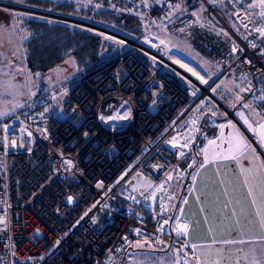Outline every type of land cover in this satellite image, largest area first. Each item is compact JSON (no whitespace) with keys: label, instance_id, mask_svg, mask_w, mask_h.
Here are the masks:
<instances>
[{"label":"built area","instance_id":"obj_1","mask_svg":"<svg viewBox=\"0 0 264 264\" xmlns=\"http://www.w3.org/2000/svg\"><path fill=\"white\" fill-rule=\"evenodd\" d=\"M202 1L212 21L231 24L217 5L223 0H180L162 25L176 32L197 22ZM227 1L245 33L232 26L238 49L227 51L211 79L170 59L157 26L118 34L122 51L64 87L63 102L0 118V264H112L141 236H168L179 253L195 254L186 220L175 211L172 223L167 213L169 183L194 159L189 116L206 98L235 116L215 93L229 72L262 71L264 89L262 0H253L256 13ZM128 104L132 118L112 129L106 116L117 119ZM99 211L106 220L96 226Z\"/></svg>","mask_w":264,"mask_h":264},{"label":"crops","instance_id":"obj_2","mask_svg":"<svg viewBox=\"0 0 264 264\" xmlns=\"http://www.w3.org/2000/svg\"><path fill=\"white\" fill-rule=\"evenodd\" d=\"M219 3L223 9V1ZM262 3L264 6V0ZM242 6L257 12L253 0ZM168 32L176 54L185 55L189 66L198 64L209 73L222 66L194 50L189 36ZM252 85L247 74L230 72L222 79L216 88L227 99L221 100L234 108L235 116H225L220 110L224 119L217 133L206 139L201 159L169 183L167 213L172 223L175 211L186 220V238L195 254L179 253L168 236H141L112 264H264V109ZM208 100L189 116L187 136L189 128H197L196 120L203 111L216 110Z\"/></svg>","mask_w":264,"mask_h":264},{"label":"trees","instance_id":"obj_3","mask_svg":"<svg viewBox=\"0 0 264 264\" xmlns=\"http://www.w3.org/2000/svg\"><path fill=\"white\" fill-rule=\"evenodd\" d=\"M235 1L242 6L251 0ZM26 4L108 25L111 29L134 37L145 33L147 28L157 27L159 23L176 14L181 6L180 0H26ZM223 10L231 25L239 33L242 32L232 16V6L227 0H223ZM15 18L20 28L25 31L22 46L26 65L31 71L49 70L70 55L92 70L122 51V48H119L110 57L103 58L104 51L113 46V40L102 32L78 23L27 12H17ZM186 29L194 50L224 65L227 51L231 44L236 42L228 29L212 21L207 14L178 32L184 34ZM261 43L264 44V35ZM247 75L253 79L252 88L260 94L259 105L264 109V89L260 86L263 72L256 71ZM76 78L77 76L70 77L71 81ZM215 93L220 99L227 100L224 95H220L217 88ZM52 100L51 93H42L40 97L23 106L24 108H19V112L27 116L28 112L38 110ZM213 106L216 110L203 111L200 119L196 120L197 128L188 130V136L192 139L191 150L194 159L186 172L201 159V148L206 139L217 133L219 123L224 119L217 105Z\"/></svg>","mask_w":264,"mask_h":264},{"label":"rangeland","instance_id":"obj_4","mask_svg":"<svg viewBox=\"0 0 264 264\" xmlns=\"http://www.w3.org/2000/svg\"><path fill=\"white\" fill-rule=\"evenodd\" d=\"M19 5L37 8L26 4V0H0V118L13 113L21 114L19 110L24 108L23 106L31 102L32 99L40 97V95L45 92L52 94V92L57 91L58 94L53 100L57 103L63 102L67 93L64 87H66L71 82L70 77L79 76L80 74L86 73L90 70L86 68L84 64L78 62L73 55H70L49 70L31 71L27 67L24 58L22 38L25 31L24 29L20 28L18 21L16 22L15 17L17 12H27L30 14L62 19L102 32L104 36L113 40V46L110 49L104 51L103 58L110 57L111 54L123 46V41L119 35L98 26L100 25L111 28L108 25L91 21H89L91 23H88L77 19H63L62 17L60 18L52 15L51 12L56 11L37 8L47 11L45 13L38 10H27L25 8H20L18 7ZM217 5L220 6V3ZM202 9L208 14L209 7L204 1H202L199 6L200 17L202 16ZM209 14L214 19H218L212 10H210ZM93 23L97 24V26L93 25ZM163 23L164 22H161L157 25L160 27L158 28L157 32H154V34L161 37L165 53L170 59L174 60L186 68L192 75L202 80L208 78L209 76L213 77L221 70L222 67H220L216 72L209 73L204 72L207 69L201 68L198 64H191L189 66L187 64L188 59L184 57L185 55L176 54V47L173 45L166 27L162 25ZM222 27L226 28L224 25H222ZM147 29L151 30L150 28ZM147 29L146 31H148ZM183 40L185 42L184 44L188 43L187 39V41L185 38ZM182 54H184V52ZM208 102H213L216 104L212 98H209ZM220 110L221 112H226L224 108H220ZM132 115V106L128 104L121 110L117 119L106 116V120L112 129H121L125 127L130 121ZM94 219L96 220V226L102 225L106 220V212L99 211L95 213ZM182 256H184V254Z\"/></svg>","mask_w":264,"mask_h":264},{"label":"water","instance_id":"obj_5","mask_svg":"<svg viewBox=\"0 0 264 264\" xmlns=\"http://www.w3.org/2000/svg\"><path fill=\"white\" fill-rule=\"evenodd\" d=\"M18 7H20V8H25V9H27V10H38V11H42V12H47V11H45V10H42V9H37V8H32V7H29V6H24V5H19ZM52 13V15L53 16H57V17H62L63 19L64 18H68V19H77V20H81V21H83V22H88V23H91V22H89V21H85L84 19H81V18H78V17H73V16H70V15H66V14H62V13H57V12H51ZM93 25H96L97 26V24H94L93 23ZM99 27H101V28H104L105 30H109L110 32H113L114 34H120V32H118V31H116V30H113V29H111V28H107V27H104V26H100V25H98ZM228 30H229V32L233 35V36H235L236 35V30L232 27V25L231 24H228V26L226 27ZM186 32H184V34H185V36H188L187 35V32H188V29H186L185 30ZM231 49H233V50H237L238 49V46H237V44H236V42L234 41L232 44H231ZM217 97V96H216ZM218 98V97H217ZM219 99V98H218Z\"/></svg>","mask_w":264,"mask_h":264},{"label":"snow or ice","instance_id":"obj_6","mask_svg":"<svg viewBox=\"0 0 264 264\" xmlns=\"http://www.w3.org/2000/svg\"><path fill=\"white\" fill-rule=\"evenodd\" d=\"M258 31H264V30H260V29H258Z\"/></svg>","mask_w":264,"mask_h":264}]
</instances>
